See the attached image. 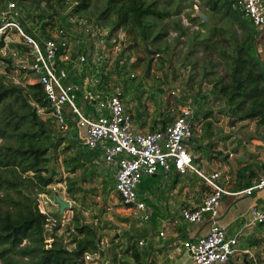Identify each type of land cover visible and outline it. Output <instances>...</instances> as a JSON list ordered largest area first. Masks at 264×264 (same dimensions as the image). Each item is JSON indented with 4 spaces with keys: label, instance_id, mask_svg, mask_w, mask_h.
<instances>
[{
    "label": "trees",
    "instance_id": "1",
    "mask_svg": "<svg viewBox=\"0 0 264 264\" xmlns=\"http://www.w3.org/2000/svg\"><path fill=\"white\" fill-rule=\"evenodd\" d=\"M73 1L75 4L72 5V14L80 15L88 8L90 2V0ZM104 1V9L96 17L95 24L104 27L101 20H106L108 37L122 28L131 35H141L140 38L147 41L148 33H152L155 23L170 15L167 9L157 5L156 0ZM4 2L5 0H0V8L3 7ZM54 2L56 7L51 0H47L46 6L40 11L36 8L32 11L28 9L24 11V5L19 3L20 15L17 16V24L24 33L36 37L40 42L51 37L53 29L51 25H54L55 15L64 20L63 15L59 13L64 0H54ZM208 2L214 10L220 8L224 10L226 16L234 7V0H208ZM4 8L6 9L5 6ZM237 11L244 19H230L229 24H236L241 30L239 36L232 33L233 42L228 36L218 40L215 45L220 48L218 54L225 61L228 78L222 80L218 77L212 89L223 96L228 106L229 117L255 120L256 126L263 128L264 136V62L256 45L259 34L252 21L242 12ZM188 19L191 22L198 21L201 26L204 25L198 17H192L191 14L188 15ZM175 24L179 30L178 35L186 33L187 26L181 25L179 19ZM58 28L72 29V23L61 24ZM11 29L19 34L17 28L11 27ZM8 31L9 29L0 33V139H2L0 141V264H87L84 261L85 253L100 252L98 244L100 235L97 227L82 222L80 211L71 206L70 208L76 209L72 215V228H68L66 234L60 233L61 213L59 211L54 213V218L50 221L48 214L39 207L38 195L50 193L52 186L62 181L67 183V191L71 196L81 193L82 188L75 185V179L70 174H75L79 169L85 172L88 164L98 158L99 151L87 148L81 143L74 122L68 124L66 134L55 129V123L50 117H43L37 113L36 106L44 108L45 111H48L49 107L43 88L38 82L23 83L9 78L12 71L17 68L14 66L13 53L22 52L24 46L21 41L14 43L6 40ZM199 32L196 30L194 33L196 37L194 46L203 40H208L207 37H199L201 34ZM163 34L164 31H158L146 44L150 49H154L153 54H149L144 49L149 59L158 53L157 50H162L153 47V42ZM223 41L228 43L229 49L220 45ZM211 45L214 43L209 46ZM90 51L91 47L87 44H82L79 48V52ZM124 53L122 50L117 59V72L123 70ZM2 64H4L3 69H1ZM69 69L71 63L68 64ZM206 98V94H201L195 98L194 103L197 104L199 99L204 102ZM210 111L196 108L195 117L201 114L206 118ZM167 118L165 121L168 120ZM209 124L210 121L203 124L205 130ZM70 127L74 135L70 134ZM192 138L197 140L194 135ZM62 143L66 144L61 151L63 153L70 151L68 157L64 159V171L67 173L64 177L62 170L53 159ZM105 179L106 177L104 181ZM110 179L112 181V177ZM118 199L121 200L119 195ZM129 239H133V236H129ZM129 249L132 262L122 261V264H150L144 259L136 239Z\"/></svg>",
    "mask_w": 264,
    "mask_h": 264
},
{
    "label": "rangeland",
    "instance_id": "2",
    "mask_svg": "<svg viewBox=\"0 0 264 264\" xmlns=\"http://www.w3.org/2000/svg\"><path fill=\"white\" fill-rule=\"evenodd\" d=\"M18 2L24 5V11L27 9L32 11L35 8L40 11L46 6L47 0H18ZM51 2L55 5L54 0H51ZM156 2L159 7L167 9L170 15L164 20L155 23L152 33H148L149 39L145 41L140 38L141 35H131L122 28L116 30L108 37L109 29L106 26V20H101L104 27L95 24L96 17L104 9V0H90L88 8L81 15L79 13L72 14V5L75 4L73 0H64L63 7L59 11L63 15L64 20L62 21L61 17L55 15L53 18L54 25H51L52 31L61 24L69 25L72 23V29L67 30L71 32L75 29L76 32L72 33L82 37L84 36L83 27L89 26L96 32L98 41L97 54L89 57L88 65H79L77 63L78 65L71 67L70 77H77L81 70H84V75L89 73L90 77L95 69L100 70V75L92 77L93 79H98L99 77L100 82L96 85L90 83L89 85L92 86L88 87V89H96L97 95L100 96L101 94L102 98H104L111 85L119 87L124 103L130 104V100H132L137 104V122L141 126L146 125L147 119L151 120L157 114H161L160 109H163L165 114L166 110L167 112L170 110L176 113L188 101L194 105L195 110L200 108L202 111L211 110L212 114L219 113L223 116H228L229 110L223 96L212 89L218 77H221L222 80L228 78L225 61L218 54L220 48L215 47V45L218 40L228 36L233 42L232 33H236L237 37L239 36L241 30L235 23L229 24V20H243V16L234 7L230 10L229 15L226 16L221 8L214 10L208 0H156ZM0 9V17L7 15L4 5ZM195 9H200L209 18V21L203 23V26L199 25L198 21L191 22L188 19V15L192 14ZM175 10L178 11L174 12ZM17 16L14 15L10 19L17 23ZM178 19L181 25L187 26V31L183 35H178L179 30L175 24ZM74 21H79L76 26L73 25ZM161 30L164 31V34L153 42V47L162 50H157L159 56L149 59V56L144 52L147 47L146 44ZM196 30L201 33L199 37H207L208 40H203L194 46L196 43L194 35ZM258 34L256 45L258 53L264 62V33L258 32ZM21 39L20 34H16L13 29L9 28L6 40L17 43ZM70 41L72 47H76L79 44L74 37H71ZM212 43L214 45L209 46ZM220 45L229 49L228 43L224 41L220 42ZM122 50L125 52L123 54L125 68L124 71L119 72V75L116 72V64ZM15 52H17V55L13 54L14 66L18 69L15 68L9 78L25 83V81L31 80V76L21 73L19 67H21L22 62L20 60L23 57L21 52ZM159 58H162V60ZM3 68L4 64L1 66V69ZM131 73H133V76H130ZM159 85L164 87L163 92L158 90ZM171 90H174L175 93L172 94ZM85 94L84 91L79 92L75 99V104L86 116L94 118L100 112L105 113L106 109L98 112L97 103L89 101L85 98ZM201 94L207 95L206 100L203 102L199 99L197 104L194 103L195 98ZM64 109L67 122L70 124L72 122L68 119L75 118V115L68 110L67 106ZM240 120V118L230 116L226 125H238ZM131 121L133 120L131 119ZM246 121L245 127L256 126L255 120L248 119ZM243 127L241 126V128ZM55 129L61 131L56 123ZM66 131L64 133L67 134L68 131ZM70 134L74 135L73 130L70 131ZM194 142L195 139L192 138L187 141L188 149L194 147ZM65 144L62 143L61 147L58 148L57 155L53 156L55 163L63 172V177L67 174L64 171V159L70 153V151L67 153L61 151ZM202 148L205 150V146ZM115 170L114 165L99 157L94 163L88 164L85 172L79 169L75 174H70L75 179V185L82 188L83 191L81 193H75L74 197L71 196L67 191V183L62 181L54 184L50 193H40L38 195L39 207L48 214V219L54 218L53 214L59 211V205L54 200L55 196L59 195L70 204V207H76L80 211L82 222L97 227L100 235L99 249L103 254L100 252V254L93 253L96 255L92 264L132 262L129 246L134 239L141 246L139 241L143 239L141 235V237L139 236V233L144 228V221L140 220L135 214L123 210L124 207L118 199V194L114 191L113 174ZM104 177H106L105 181ZM110 177H112V181ZM142 178L145 181L147 175ZM70 207L64 209L63 212L59 211L61 213L60 233L66 234L67 229L72 228V215L76 209ZM131 235L133 239H129Z\"/></svg>",
    "mask_w": 264,
    "mask_h": 264
},
{
    "label": "built area",
    "instance_id": "3",
    "mask_svg": "<svg viewBox=\"0 0 264 264\" xmlns=\"http://www.w3.org/2000/svg\"><path fill=\"white\" fill-rule=\"evenodd\" d=\"M7 15L0 17V33L11 27L17 28L22 36L24 46L20 70L31 76L30 82H38L49 103L48 111L36 106V111L43 117H50L62 132L68 129L65 106L75 115L70 119L79 130L83 131L82 144L90 149L101 147L103 159L107 163H116L114 174V191L120 196L121 205L135 212L140 219L147 220L150 212L145 203L138 198L137 186L145 175L155 174L158 170L168 173L174 168L179 174L191 170L198 174L210 187L202 203L195 209L182 208L181 218L187 222H199L205 214L214 215L223 194L228 192L220 183L219 171L204 173L194 164V157L187 149V141L192 137L195 127V107L191 102H185L172 120L162 128L150 132L137 131L131 121V115L126 111L119 87L110 86L104 98L97 95L96 89H88L92 83L96 85L101 71L95 69L93 75L86 76L82 81L68 82V64L88 65L89 57L97 54L98 45L96 32L89 26H84L82 36L66 28L51 31V37L41 42L34 36L24 33L21 27L9 17L19 14L18 0H5ZM234 7L248 17L255 29L264 33V0H234ZM79 21H74L76 26ZM76 38L79 43L72 47L70 38ZM78 37V38H77ZM82 44H89L91 51L79 52ZM61 51V52H59ZM77 54L74 58L73 54ZM15 56L17 52L13 53ZM154 56H159L155 53ZM78 63V64H77ZM124 70H121L122 72ZM120 74V73H119ZM96 76V77H97ZM133 76V73L130 74ZM84 91L85 97L97 103V117H88L75 104L79 92ZM174 94L175 91L171 90ZM229 118V116H227ZM69 120V119H68ZM229 156L232 153L229 152ZM264 187V175L255 178L251 186L236 192L251 194L254 189ZM249 223H264V208L254 205L249 211ZM50 221L53 219H49ZM163 235V230L160 231ZM141 244V242H139ZM237 236L227 238L225 229L212 222L206 234L188 243L187 250L191 256V264H228L230 256L236 251ZM96 254L85 253L84 261L92 264Z\"/></svg>",
    "mask_w": 264,
    "mask_h": 264
},
{
    "label": "crops",
    "instance_id": "4",
    "mask_svg": "<svg viewBox=\"0 0 264 264\" xmlns=\"http://www.w3.org/2000/svg\"><path fill=\"white\" fill-rule=\"evenodd\" d=\"M73 55L77 57V54ZM69 72L70 69L68 75ZM86 76L89 73L84 75V70H81L75 78L69 75L68 82L82 81ZM158 88L160 92L164 91L162 85ZM124 107L131 115L133 126L143 133L162 128L177 114V111L174 113L170 110H166L165 114L160 109L161 114L147 119L146 125L141 126L137 122V104L130 100V104L126 102ZM208 121L210 124L205 130L203 124ZM227 121V115L210 112L205 118L199 114L195 117V124L201 126L193 130L197 140L194 147L188 149L187 146L194 157L195 166L204 173L219 171V183L230 192L222 195L213 216L205 214L199 222H187L181 218L182 208H197L210 192V187L194 171L179 174L174 168L168 173L158 170L155 174L147 175L145 181L142 178L138 184V198L150 212L147 220L140 219L144 221V228L139 233L143 238L139 241V249L150 264H191L187 245L206 234L212 222L225 229L227 238L237 236L236 251L230 256L228 264H264V223H249L250 208L254 205L264 208V187L252 190L249 195L236 193L251 186L255 178L264 175L263 128L255 125L245 127L246 120H240L238 125L232 126L226 125ZM77 132L82 143L84 133L78 128ZM95 149L99 151V156L93 163L99 157L103 159L101 147ZM229 152L232 156H229ZM110 164L117 169L115 162ZM123 210L131 212L126 208ZM131 213L136 215L135 212ZM161 230L163 235H160Z\"/></svg>",
    "mask_w": 264,
    "mask_h": 264
},
{
    "label": "water",
    "instance_id": "5",
    "mask_svg": "<svg viewBox=\"0 0 264 264\" xmlns=\"http://www.w3.org/2000/svg\"><path fill=\"white\" fill-rule=\"evenodd\" d=\"M191 16L198 17L202 23H206L209 21V18L200 9H195L193 13L191 14ZM146 50L149 52V54L154 53V50L150 49L149 47H146ZM55 201L59 205L60 212H63L64 209L70 207V204L64 201L59 195L55 196Z\"/></svg>",
    "mask_w": 264,
    "mask_h": 264
}]
</instances>
